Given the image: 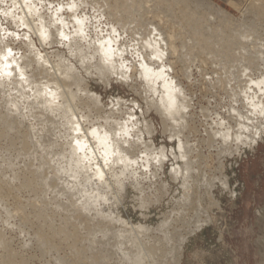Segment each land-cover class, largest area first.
I'll return each mask as SVG.
<instances>
[{"label": "rangeland", "instance_id": "1", "mask_svg": "<svg viewBox=\"0 0 264 264\" xmlns=\"http://www.w3.org/2000/svg\"><path fill=\"white\" fill-rule=\"evenodd\" d=\"M26 1L29 4L28 3L26 4ZM103 1L104 0H25V1L23 0L22 3L17 4L13 0H0V37H1V35L3 36L0 38V45L2 44L4 46V48L7 50V52L10 54V56H13V57H11L12 59L20 56L15 60L19 63L18 66H20L25 71V72H23L24 76L22 75L23 78H26L28 75L30 78L32 76H34L32 78H35V77L40 78L43 75L42 79H44L45 75H44V72L42 74L41 70H43L42 68H44L43 71H46V68L43 66H39L37 64V62L35 60V57H36L35 55H38V54L45 55L47 58V61L50 62L48 64L51 65V64L59 63V59H57L54 54L60 55L62 53L61 56H63V57L61 59H63V60L69 59V60H67L68 62L70 61L69 63L66 61V64H68L67 66L70 67V68H68V70H70V71L73 70L75 73L76 79H78L79 81H77V83H75L76 81H74L73 80L74 78L71 77L72 74L74 75V73H72L73 72L72 71L71 72L72 74H65L68 78L65 77L64 74L62 76L63 78L65 77L66 80L69 79V80H67L69 83H66L67 81L65 79L64 80L61 79L62 77L60 79H58V83L62 84L63 85L62 87H64V88L68 87L67 85H69V88H67V89H69V91L71 93H75V92H73V89H74V91L76 89L75 86L81 85V87H78V89H77L78 93L76 92L77 96L80 94L79 97H77V98H79L81 100L84 98L82 100V102H81V100L79 101V99L78 100L74 99L72 101V103H70L72 105V109H73L72 113H71V115L73 117L71 115L69 117L72 119L73 118L78 119V121L80 122V126L82 127V131L86 130V129H90L92 126L100 127L103 130V128L108 129L110 126H111L110 128H112L117 124H122L126 128L127 132H129L128 136L131 132L128 129L130 127L135 129V130L133 129L129 138L126 135V137L128 138L127 141L129 140L130 142L132 141L134 143H138V141L139 142L141 141V143H138L135 145L133 144L134 149H136V151H135L136 161L133 162L132 165H130V167H128V169L125 173L126 174L125 177L122 178V181L119 184L115 183L112 171H111V173H110V171L105 173V175L102 179H103V182L104 181L106 182V186H104V188H102V193L108 196V199L105 201L107 207L104 206L105 203H102L103 206L101 205V203H98V202L95 203L92 208H89V210H91L93 208L96 210V212H93L94 209H93V211L91 210L95 214V218H93L94 214L91 211L87 212L86 210L88 208H86L84 206V204H82L79 199H77L72 194L69 195V194L63 192L62 190H60V188H57L55 190L52 189L50 187V185L48 184L50 181L49 177H46L49 173H50V175H51V173L52 174L57 173L56 172L57 169L55 168L56 167L55 162H57L58 158L60 160L63 158L61 156L62 154L64 155V153L66 154V152H67V154L72 152V150L70 149L71 147L69 148L70 141L74 137L82 139V136L80 135L81 133L76 134V133L72 132L69 129V127L67 128L65 125L62 126V123L60 124L61 126L57 125V123L59 124L64 119V117H62L63 115H60V114L62 113V111L64 109L63 107L64 106L66 107L68 105V100H65L64 97H63L64 99L62 97H60V99H59V97H58L59 94H58V95H56L57 97L55 98V101L58 104L60 102L61 105L59 104L60 107L56 108V110L59 109L57 112L55 110V112L46 113V110H45L46 108H44L45 111L42 112L43 108L41 106H39V109L37 110L38 114L33 115V113H31L30 108L27 106L28 104L26 102V97L24 95L23 96L25 97V100H23L24 99L23 96L20 97V95H19L17 97L18 99L19 98L20 99L19 100L16 99L18 105H16L17 103L15 104L16 105L15 108L17 109V110L15 109L17 112V113H15L14 111L9 110V109H12V108H10L11 105L9 103L2 102L1 98L4 94L0 93V100H1L0 103L2 102L1 103L2 107L0 106V112H2V117L5 114L7 116V113H8L7 118H6V116H4L5 120L3 117L4 123L3 124L0 123V125L2 126V127L0 126L1 127L0 129L6 130V131L3 130L4 136L0 137L1 138L0 139V151H1L0 152V157H1L0 158V167L4 171V175H1L0 178L3 179L4 182H6V183L8 182L7 183L8 185L9 184H10V186L13 185L14 189H16L17 185H18L17 184L18 183L17 177L20 174H22V172L24 174L28 173L29 175H31L33 173L36 174V172L39 171L40 167H39V161L37 158V156H39V154H40L39 157H43L44 160L47 159L45 161L46 167L42 168V175H40V177L42 178L41 181L40 180L35 181L34 187L36 189V192L31 193L28 191H20V190L16 189V191H18V193H17L18 195H16V197L8 196V198L4 202V204L2 206L0 204V233L1 234L3 233L2 234L3 237L6 238V242L8 243L10 250L13 251L14 253H16L18 256H22L25 259L26 264H56L57 258H64V257L65 258H72L73 257L72 255L74 253L72 254V252H70L71 250L68 249V247L67 248L64 247V249H61L58 252L56 251V249L52 248L51 245H46L47 246V252H41L37 248L36 239L34 238V235H33L34 227L31 226L30 224H25L20 220V218H19L20 212H18L19 209L17 208V204L15 202V201H21L22 203H26L27 200L32 199V201L35 200L36 204L40 205V206H41V204H44V203L48 204L47 208L49 210L48 209L47 210H48V212H51V216H53L52 217L53 220L49 222V225L51 227L55 226L54 227L55 229L60 228V222H61L60 218L64 219V220H69L72 223H74L73 221H75L74 227L76 225L75 228H77V227L79 228V229H77L79 231V233H77V234H78V239L79 240L81 239L77 243H79L80 245L81 244L85 245L86 256L83 259L85 261H87V258L88 259L91 258V260L89 259L90 262H89V260L87 261V262H89V264L93 263V261H92L93 256H95V255L98 256L99 254H100L99 256H102L99 258H103V257L105 258L104 259L106 262L105 264H129L126 261V259H124L122 257V254L121 255L119 254L118 251H120V253H122L121 249L128 250L130 248V246H131L130 242H131V238H132L131 235L125 236L124 239L121 238V239H117V240L114 239L113 236L111 235L113 233L115 234V232H117L118 230L122 231L123 227L125 229L124 224L117 222V219H116L117 217L118 218L122 217L123 219H121V220H124V222L127 223V225L138 226L140 224L143 226H147L149 228L148 230L153 229L152 231L158 232L159 229H157V228H160L164 222L171 221V218H173V217L175 218L179 214L180 215L182 214L185 217H190V215L192 216V214H194L193 211H195L196 209H198V210L202 209V211H206V213H205L206 215H204V213H202V214L200 213L199 215H201L200 216L201 219H205V216H207V218L205 219V221L201 222V224L198 228L192 230V232H190L188 234L186 241L182 245V251L180 253L181 255L179 257V260L176 261V259L171 258L170 260H168L167 264H173V263L174 264H264V133H263L264 131L263 132L261 131V130H264V117L262 116L264 114L261 115L260 112H259L260 114L258 112H256V114H254L255 116L253 115L256 119L255 121L258 122L257 123L258 126L260 124L262 125V126L260 125L262 129L260 130L261 133L259 131V134L252 135L251 140L250 139H248L247 141L242 140L241 143H240V141H239V143H238V141H236V142L235 141H229V142L225 141L226 144L224 145V141L219 136H215V135H218L220 132L227 133L228 128H229V130L231 128V131H234L236 129V127H237V118H236L237 112H239L241 114L244 113L243 114L244 116L246 115L245 111L247 110L246 109L247 107L244 105L248 104L247 99L249 97H251V95H253L254 93L255 94L259 93L258 92L259 89H257V90L255 88L251 89L253 87L252 84H250V83L246 84L244 81L238 82L241 85L240 87H238L240 90L239 89L236 90L234 88L231 89V86H229V85L233 86V84L236 81L228 82L227 79L224 78V75H225L224 72L218 70V69L222 70V67H220L221 64L219 62H227L228 61V63L231 64V62H230L231 57L226 55L225 57L224 56H221L220 58L217 57L216 58L217 60H216L215 59L216 56L212 55V53L207 54V53L202 52L198 48V46L192 42L191 36L188 35L186 33V31H183V30H185V28L182 25L183 24V22H181L182 19L179 17V9H180L181 5H183V4H181V3L179 4L178 0H174V3L177 2L178 4H176V5L174 4L171 6V9L173 12L171 11V9H168V10H170L169 12H166L164 9H160V8L158 9V7L156 8L157 10L154 9L156 6V2H157V6H159V5L163 6V5H165L167 0L166 1L165 0H155V1L154 0H146L145 2H147V3L144 2L146 7H147L146 10L144 9L142 11L143 12L142 16L144 17L145 21H149L150 23L157 25V27L159 28V30L161 32H162V30H164L162 33L165 37L167 35H174L172 38V45L174 47H176V48H174V51L175 50L176 51L172 52L173 51L172 50L171 52H168L166 57L161 62L156 61L152 57L153 55H152L151 51L144 49V47L141 48V44L139 45V43L135 39L134 34L131 31H128L126 29H124V30L121 29L123 27H121L120 22H118V18H117V16L119 14L117 15V13H116L117 11L114 10V8H111V6H113V5L110 6L111 11L109 12L110 13L109 14L108 11H102L95 4L98 2L101 3ZM206 1L211 2V4H214V6L216 8H220L221 10H225L226 13L230 17H232V19L237 20V22L243 21L242 19L244 18V14H245V10H246L245 5H247V6L249 5L248 4L249 0H205L204 2H206ZM256 1L259 2V0H256ZM12 2H14V4ZM149 2H152L153 5H152V3L150 4ZM257 2H256V4L258 6L259 4H261L260 2H264V0L260 1L259 3H257ZM73 3L75 5H73ZM107 3L108 4H114V0H107ZM158 3H159V5H158ZM77 4L79 5V7ZM256 4H254L253 6H256ZM148 5H149V7H148ZM25 6H28L30 8V12H28V14H26L24 16L23 14H24ZM74 7H77V8L74 9ZM35 9H37V10H35ZM241 9L244 12H242ZM198 10L201 13H202V11L209 13L208 14L209 16L206 18V19H208V22L210 19H212V20H210L211 22H209V23L207 22L209 29H210V27L212 28L213 25H214L213 27H216L218 25L219 21H218L217 17H219V16L217 15V12L220 11L219 9L213 8L212 5L204 4L202 7H199ZM114 11H116V12L114 13ZM21 12H22V14H21ZM112 12L114 14H111ZM170 12H172L173 15ZM54 13L57 16H55ZM106 13H108V14H106ZM18 14H19V16L17 17ZM59 14L63 17L60 18L61 16ZM70 15H72V17ZM73 16L75 18L77 16V18H79V19H77V18L75 19ZM114 16L116 18H114ZM35 17L36 18L38 17V18L36 19ZM48 19H49V21H48ZM81 19H83V20H81ZM220 19H221V17H219V20ZM26 20H28V21H26ZM29 20H30V22H29ZM45 20H47L49 22V24ZM50 20L52 21V23L50 22ZM76 20H81V22L83 21L82 26H81V32H80L81 36H78L79 34H77L78 32H76V29H77L76 22H75ZM60 21H62L63 23L62 22L60 23ZM18 22H21V24ZM41 22L42 23L46 22V24H47V26H49V30H51L52 34L54 33L52 31V29L55 31L54 34H56L59 30L61 32H64L65 34L63 33L61 35V37H59V39H57V37H55V35L53 34L54 36L52 35L51 37H48L47 39H45L46 42L48 41L47 43H49V42L51 43L53 41V44H50V43L47 44L45 41L42 40L43 45H41V43L39 42L41 40H39L40 39L39 36H38L39 39L36 37L37 32L35 30L37 28V26L39 27ZM50 23L52 25H50ZM94 23H96V24H94ZM112 24H114L115 28H117V29L113 28L114 26L111 27ZM59 26H61L62 28ZM55 27H57V28H55ZM73 27H75V28H73ZM31 28L33 30H31ZM110 28H112V31ZM167 32L169 34H167ZM82 35H85V36H83L84 38L82 37ZM110 35H114V36L111 37ZM179 36H181V37H179ZM53 37L57 40H55ZM4 38H5V40H4ZM30 38H31V40H30ZM105 38L106 39L109 38L108 44H110V48H112L118 54L116 59H114V60H116V64L118 62V64L120 65L119 61L125 63L123 65V68H125L124 66H126L125 70L129 74V75L127 74L128 76L126 77L127 81L125 80L126 78L123 79L119 75L117 76V74L111 69L110 70L107 69L103 73H102V71H100V70H103V68H104V67H101L100 64L103 66L105 61L99 60V57L97 54L93 55L94 53L93 54L91 53V52H93V50L91 48H92L95 40L97 41L99 39L98 41H100L101 39H105ZM181 38H182V40H181ZM93 39H95V40L93 41ZM183 39L185 41H183ZM90 40H92L93 42H91ZM4 41L6 43H4ZM44 42H45V44H44ZM28 44L30 45V47ZM90 44H92V45H90ZM183 44H185V46H186L185 48L187 50L181 49ZM187 44H189V46ZM75 45H76V47H75ZM115 45L117 48L115 47ZM136 45H137V47H136ZM84 46L85 47L87 46L86 47L87 49H85ZM35 47L36 48L38 47L37 50ZM74 47L76 50L75 49L73 50ZM77 47H78V49H77ZM118 47H120V48H118ZM125 47L127 50H125ZM190 47H191V51H190ZM11 49H12V51H11ZM80 49L82 51H84V53ZM115 49H117V50H115ZM0 50H1V47H0ZM121 50L123 53L121 52ZM123 50H125L126 52H124ZM182 50H183V52H182ZM188 50L190 52H188ZM85 51L87 53L89 52L90 53L89 55L91 57L87 56L88 54L86 55ZM138 51L140 52L141 56L139 55ZM142 51L145 52V55L143 54L144 52H142ZM31 52L32 53L36 52V53H34V55H33ZM38 52H40V53H38ZM119 52L121 55H123V57H121ZM148 52H149V54H148ZM181 52H182V54L183 53H186V54L189 53V55H187V57H185V59L181 60L180 59ZM30 54L35 56V57L30 56ZM47 55L49 58L47 57ZM84 55H86L87 59L85 58ZM149 55H151L152 59L149 57ZM28 56H30V58H28ZM92 56H94V57H92ZM80 57L83 58L84 62H82L80 60ZM118 57H120L121 59H119ZM20 58H21V60H20ZM92 58H93V60H92ZM148 58L151 59L150 60L151 62H149ZM88 59L90 61L92 60L93 63L96 62V64H93L92 61L89 64ZM142 59H144V62ZM53 60L55 62H53ZM94 60H96V61H94ZM141 60H142V62L140 63L139 61H141ZM85 61H86V63H85ZM123 63H121V66ZM143 63H148L149 66L151 63V68L154 69L153 71L159 69L158 67L160 66V69L158 71L162 72V73L160 72L161 76L159 78L155 79L154 82H152L151 89L150 88H149L150 90L148 89L150 94L147 92L148 91L147 87H146L147 91H145V92L143 91V88L145 90V86L147 85L145 82H143L146 79L144 77L140 76V74H138V75L136 74V73L140 72V68L143 65ZM161 63H163L164 67L162 66ZM164 63H166V64H164ZM36 64L41 69L38 68L36 66ZM218 64H220V66ZM262 64H263V66H262ZM91 65H93V66H91ZM97 65H99V66H97ZM139 65H140V67H139ZM165 65L167 68H165ZM23 67L27 70H25ZM28 67H29V69H28ZM30 67L32 69L35 68L34 71L31 70ZM99 67H101V68H99ZM131 67H133V69H131ZM91 68H92V70H91ZM96 68L98 70H96ZM256 69H257L258 73L256 74V70L251 71L250 79H253V81L254 80L256 81L258 79L263 78V79H261L263 81L264 80V62L259 63V66H257ZM30 70L32 71L33 75L31 74ZM64 70L65 69H63V71ZM137 70H138V72H137ZM38 71L41 73H39ZM90 71L93 73V75H92V73L90 74ZM97 71H99V72H97ZM111 71L113 74L111 73ZM26 72L28 75L26 74ZM37 72H38L39 76L37 75ZM85 72H87V73H85ZM96 72H97V74H96ZM46 73H47V71L45 72V74ZM94 74H96L98 76H95ZM162 75H163V77H162ZM47 76H48V73L45 76V78ZM107 77H108V79H107ZM140 77H142V78H140ZM8 78L9 79L13 78V80L15 79L14 77L11 78V75L8 76ZM8 78L6 79L7 82L9 81L11 83V80H8ZM38 78H35V79H38ZM168 78H170V79H168ZM254 78H258V79H254ZM15 80H14L15 83L19 84L18 83L19 81L17 79H15ZM14 81L11 83V85H10L11 87L9 86V82L7 83L8 87L11 90L13 89V91L15 90V88L17 86V84L15 87H14V85H12L14 83ZM163 81L170 83L173 86H175L179 90V99L181 96L184 97V98H182V100L185 101V103H186V107L183 110H180V112H178L175 115L174 119H171V121H173V123L171 122V124L169 123L168 120L166 122H164V120H166L165 118L167 116L164 118V116H165L164 113H162L157 107L159 104V100L161 98V92H162L161 91V84ZM64 82L66 83V85ZM82 82L83 83L88 82V83L82 85ZM263 83H264V81H263ZM70 84H72L73 86H70ZM78 84H80V85H78ZM144 84H146V85L144 86ZM263 85H262V87H260V88H262L261 94L264 93V90H263L264 86ZM85 86H86V90H89V91L85 92V90H84ZM245 86H247L246 88H248V89L250 88V90L247 91V89L243 88ZM154 90H156V91H154ZM245 90L247 91V93H245L246 92ZM0 91H1V89H0ZM233 91H234V93H233ZM90 92L93 95L95 94V96L98 95L97 96L98 101H96L97 103H94L93 101L90 100L91 99L90 95H88V93H90ZM243 92L246 95L248 94V96L247 97L242 96V95H245ZM81 93H83V95H81ZM240 94H242V95H240ZM84 95H86V96H84ZM232 95H233V97H232ZM80 96H81V98H80ZM150 96L152 98H154V100H152V98H150ZM75 97H76V94H75ZM244 99H245V101H244ZM21 101H22V103H21ZM24 101H25V103H24ZM88 101L91 102V104ZM151 101H153V103L155 102L154 105ZM98 102H99V104H98ZM149 102H150V105L148 104ZM241 102L245 103V104L243 105ZM82 103L84 106H82ZM3 104H5L6 106L5 105L3 106ZM7 104L9 105V109L7 107L8 106ZM62 105H63V107H61ZM5 107L7 109H5ZM23 107L25 109H23ZM100 107H101V109H100ZM242 108L243 109L245 108V110L243 111ZM96 110L99 113H97ZM19 112L21 113L20 115H19ZM24 113H25L26 117L24 116L22 119V116H23L22 114H24ZM44 113H46V114H44ZM76 113H79L80 115L81 114L82 115L80 116ZM15 114H17V115H15ZM39 114H41V115H39ZM0 116H1V114H0ZM28 116L30 118H28ZM41 116H43V117H41ZM44 116H46V118L49 117L47 119V121H45L43 119V118H45ZM130 116H132V117H130ZM50 117H52V119ZM95 117H97L98 120ZM31 118H32V120H30ZM53 118L55 120H53ZM125 118H126V120H125ZM180 118L183 119V122L182 123H180V122L176 123L175 122L176 119H180ZM6 119H10V120H8V122H7ZM15 119H16V121H15ZM41 120H43V121H41ZM53 121H54V123H53ZM235 121H236V124H235ZM134 122H135V124H134ZM185 122H186V125H185ZM5 123L9 126H7ZM35 124H37V126H35ZM38 124H40V125H38ZM133 124L135 127L133 126ZM147 124H149V125H147ZM169 124L173 125L174 129H172L173 127L169 126ZM219 124L221 126H219ZM20 125H21V127L23 126L22 129H21ZM86 125H87V127H86ZM129 125H130V127H129ZM228 125L230 127H228ZM3 126L7 127V129H5ZM16 126H18L20 128H17ZM14 127H16V129ZM57 127L58 128L60 127L59 131H61V135H63V138L62 137L60 138V136L57 135V130H55V129H57ZM226 127H228V128L225 129ZM24 128L27 130H25ZM38 128H40V129H38ZM52 128L53 129L55 128L54 131L56 134L49 136L48 132L52 131ZM37 129L40 131L37 132ZM11 130H13V131H11ZM14 130L16 131V134L18 133L17 131H20L21 134L19 133V135L17 134V136H15L16 134L12 135L13 133H15ZM32 130L35 131V133L31 132ZM62 130L64 131L65 134L62 133L63 132ZM67 130H68V132H67ZM136 130H137V132H136ZM25 131H27L26 135H25ZM181 131H183V132L181 133ZM231 131H228V132H231ZM29 132L33 133V135H38V136H34V141H36L38 139L37 141L41 144L40 148L36 150L37 155L34 154V155H36L34 157H32L33 154H31V153H34L33 152L34 149H32L29 141L28 142H29L30 146L28 145L27 148H29V147H31V148H29L27 155L24 156V155H21V153L18 155V152H17L20 145L22 144V141H24V139L26 138L24 136H27V134ZM171 132H173V133H171ZM179 132L181 133V135L179 134ZM59 133L60 132H58V134ZM22 134H24V136ZM7 135H8V137H7ZM42 135H44V136L41 137ZM67 135L73 136V138L70 137L71 139H69V138H67L68 137ZM78 135H79V137H78ZM12 136L16 138L15 139L16 141L18 138H19L18 140L21 139L20 140L21 142L20 141L16 142L19 147L16 146V148H14L15 150L13 149V152H11L12 149L8 148V145L6 143V142H8L9 137H12ZM46 137L48 139H46ZM53 137H55V139ZM58 138H60L61 141L58 140ZM253 138L255 139V142H254ZM44 139H45V143H44ZM68 139H69V141H68ZM252 139H253V141H252ZM182 140H184V141H182ZM151 141H152V143H151ZM219 141H221V142H219ZM222 141H223V143H222ZM244 141H246V142L243 143ZM179 143H181V145L182 144L187 145V147L185 145L181 146L183 148V153L185 152L186 153L185 155L188 154L189 155L188 157L190 158V164H192V163H194V164L189 165L186 162L189 160L187 156H185V157H187V159L184 157L186 160L184 158L182 159L183 161L180 159L181 155L183 157L184 154L182 153V151H180V150H182V148L181 149L179 148L180 150L177 149V146L179 145ZM220 143L222 144L221 145L222 147H224V146H227V147H224V149H222V147L220 146ZM59 144L61 145V147L59 146ZM88 144L90 146L97 147L98 151L100 150L98 148V146L96 145V142L93 139L88 140ZM192 145H194V147ZM228 145H230L232 148ZM235 145H236V147L237 146L238 147L236 148ZM136 146H137V148H135ZM44 147L46 148V150ZM143 147H145V149H148V150H146L148 152H145V149ZM185 147H186V149H185ZM220 147H221V149H220ZM5 148L7 149L6 151L8 154L5 153L6 152V151H4ZM61 148H62V150H61ZM190 148H191V150H189ZM226 148H227V152L225 151ZM192 149L195 150L196 154H195L194 150H192ZM51 150H53V151H51ZM177 150H178V152H177ZM222 150H224V151H222ZM229 150H231V151H229ZM160 151H161V153H160ZM188 151L189 152L192 151L191 152L192 154L190 155V153H187ZM233 151H235V152H233ZM9 153H11V154H9ZM12 153H14V154H12ZM148 153L149 154L153 153V155H151L152 157H154L153 161H151L152 159L150 160V158L148 157V155H149ZM177 153L180 154V156ZM158 154L165 157V159H163V157H161V156H158ZM5 155H6V157H8L7 158L8 160L6 159V157H4ZM29 155H32V156L29 157ZM154 155L156 156V159H157V157H160V158H158L159 160H155ZM196 156L201 157V159H199ZM31 157H32V159H31ZM3 158L6 161L3 160ZM140 158L141 159L143 158L142 161L140 160ZM144 158L147 160H150V161H147L148 162L147 163ZM175 158H177V159H175ZM192 158L194 160L191 162ZM52 159H53V161H52ZM195 159H196V162H195ZM144 160H145L146 164H145V162H143ZM197 160H199V161H197ZM94 161L95 162L97 161V162L95 163ZM28 162H29V166L27 165ZM60 162L64 163V161H60ZM140 162H142V163H140ZM183 162L186 164H184ZM182 163H183V165H182V167H180V165ZM91 164H92V166H91ZM97 164L98 165L101 164V161L99 159H91V160H88L87 163H84L83 164L84 167H86L88 169L84 174L81 172L78 179H80V181H83V179H85V177L88 174H93L95 172V169H96L95 167ZM143 164H144V166H143ZM187 164H188V167H187ZM174 165L175 166L178 165V167L176 166L177 167L176 168ZM195 165L197 166V168ZM183 166H185L184 169H183ZM190 166H192V168ZM3 167H6L7 169H5ZM114 167H113V169H114ZM119 167H121V164H118L115 168L120 169ZM179 167L183 171L181 169H178ZM185 168L192 169V171H190V172L188 171V172L190 174H192V173L193 174L189 175L187 173L189 175V176H187L186 173H184V171L186 170ZM194 168H195V170H194ZM10 169H12V170H10ZM116 169H114V171H116ZM135 169H137V170H135ZM172 169H173L174 173H172V171H171ZM5 170H6V173H5ZM24 170L26 172H24ZM7 171H9V172H7ZM178 171H180V172H178ZM132 172H133V175H130V173L132 174ZM143 173H145V175H143ZM176 173H178V174L181 173L182 176H181V174H179L180 175L179 176ZM111 174H112V176H111ZM140 174L143 176H141ZM173 174H175V175H173ZM176 175H177V178H175ZM193 175H195L197 177V180H198L197 183L195 181L196 177L195 176L192 177ZM130 176H131V178H130ZM44 177H46L47 179L44 180L43 179ZM186 178H187V180H186ZM70 179H74L72 175H64V177H62V176H60L59 178L55 177L54 181L55 182L57 181L56 184L57 183L63 184V183L68 182V180H70ZM90 179L92 180L91 181L92 182L91 187H93V188H94V186L97 187V184L99 185L100 183H103V182H101L102 180L100 181L99 179L93 178V176H91ZM190 179L191 180L193 179L194 182H193V180L191 181ZM125 180H126V182H125ZM182 180H184L183 182L186 183L185 185H184V183H182ZM150 181H152V182H150ZM187 181L190 185L187 183ZM40 182H42V183H40ZM192 182H193V184H192ZM200 183H201V186H200ZM36 184H38V185H36ZM138 184H139V186H138ZM140 184H142L143 187H141ZM131 185H132V187H134L135 189H138L139 191L133 189L131 187ZM182 185L185 189L188 186H190L191 188L188 187V189H186V191H185V189L182 187ZM15 186H16V188H15ZM193 186L194 187L196 186L197 188L195 187L196 189H194ZM118 189L121 191H122V189L125 190L124 191V193L126 192L125 195L124 194L121 195V193H123V191L122 192L118 191L119 193L116 194V191ZM160 189H162V190L160 191ZM189 191L191 194L188 193ZM185 192L187 193L186 194L187 196L184 194ZM36 193H37V195H36ZM112 194H115V197L116 196L118 197L120 194V196L124 197V198H122V200H120L121 197H119L120 199L119 198L117 199V197H116V199H114L113 198L114 195H112ZM182 195L186 197L185 200L183 199L184 197H182ZM66 197L67 198L69 197L70 199L69 198L67 199ZM158 197H159V199H158ZM188 197H190L191 199L189 198V200H188L187 199ZM192 197L195 199V201ZM14 198H18V199H14ZM75 198H76V200H75ZM110 198L112 199V201ZM62 199H64V200H62ZM196 199H197V201H196ZM71 200H72V202H71ZM108 200L110 201V203L108 202ZM114 200H116L117 203H119L117 206H115V204H117V203H116V201L114 202ZM142 200L144 201L143 203H141ZM176 200H177V202H176ZM40 201H41V203H40ZM61 201H63V202H61ZM64 201H65V203H64ZM74 201H79V202H76L77 204H75ZM188 201H190V202H188ZM57 202L60 203L59 206H58ZM111 202L115 203V204H112ZM147 202H148V204H146ZM61 203H64L62 205H66V206L69 205V207L65 206L66 209H63L65 207L61 206ZM69 203H71V204H69ZM182 203H184L185 206ZM72 204H75L76 206H74ZM79 205H80V207H79ZM187 205H189V206H187ZM72 206H74L73 207L74 210L71 208ZM100 206L102 208L105 207L107 209V211H108V209L112 210V208L114 206V208H113V210H114L113 217L114 218L112 217V219L113 220L115 219L114 222L116 224L114 222H112L113 220L112 221L110 220L111 218L105 219V220H107V224H106V221H104V218H100V217H102L100 215L101 213H99L100 208H101ZM109 206H112V207H109ZM194 206H197V208L195 209ZM75 207H79L80 209L75 208ZM56 208H58V210ZM68 208H69V210H68ZM17 209H18V211H17ZM75 209H78V210L75 211ZM81 209L83 210V212H84L83 214L85 217L89 216V218L87 217L88 219L85 221V223L87 225L82 223V222H78V220H77V218L79 216L77 214V211L80 212ZM115 210L116 211L118 210V211L116 212ZM7 212H10L9 215H7ZM88 213H89V215H88ZM73 214L75 215V217ZM97 216H98V218L101 219V221H100V219L97 218ZM195 216H198V214ZM6 218H8L7 223L5 222ZM20 221H21V223H20ZM92 223H93V225L94 224H96V225L93 226ZM173 223L174 222H172V224ZM24 224H25V226H24ZM108 224H111V226ZM172 224H171V226L175 225V224H173V225ZM112 225L114 227H112ZM116 225L119 227H117ZM109 226H110L111 230L108 229ZM56 227H58V228H56ZM121 227H122V229H116V228H121ZM84 228L88 231L84 230ZM112 228L116 229V231L113 232L114 230ZM83 231H86V232H83ZM150 231H148V234L152 235V232H150ZM80 232L82 235H80ZM107 232L108 233L110 232V234H108ZM86 233H88L89 236L87 235V237L90 238V240L93 242L92 244H94V246L97 245L96 247L99 248L102 245L100 247V249H97L96 247L93 248V246L90 247L89 245H87V242H85L87 240L86 239L87 238ZM91 234L94 236V238L97 237L98 240L101 241V242H99L100 244L98 243V241H97V243H95L97 238L94 239L92 236H90ZM107 234L109 236H112L111 238L114 240H111V238L108 237ZM148 234H147V237H148ZM83 240H85V241H83ZM115 240H116V242L119 240L123 243L122 244L119 241L117 242L118 244L121 245V249H114V245H116ZM145 240H146V238H145ZM104 241H105L106 245L103 244ZM48 246H49V248H48ZM87 246H89V247H87ZM96 249L99 251H97ZM103 250H104V252H103ZM2 252H3V249H2V246L0 244V256H1ZM64 252L66 254H67V252H69L70 254L68 253V255H66ZM91 252H93V253L95 252L94 253L95 255L91 256ZM106 254H107V257H106ZM97 256H96V258L98 259ZM83 259H81V260H83ZM85 261H83V262H85ZM75 263L76 264H82L81 261H77ZM0 264H2L1 261H0Z\"/></svg>", "mask_w": 264, "mask_h": 264}, {"label": "bare ground", "instance_id": "2", "mask_svg": "<svg viewBox=\"0 0 264 264\" xmlns=\"http://www.w3.org/2000/svg\"><path fill=\"white\" fill-rule=\"evenodd\" d=\"M15 3H17V4H19V3H22L23 2V0H13ZM25 1V0H24ZM146 0H114V4H108L107 3V0H104L103 2H101V3H95L96 5H97V7H99L102 11H108V13L111 11L110 9L111 8H114V10H116V11H114V13L116 12L117 13V18H118V22H120V25H121V27H123V28H121V29H126V30H128V31H131L133 34H134V36H135V39H136V41L139 43V45L141 44V48L142 47H144V49H147V50H149V51H151V53H152V57L156 60V61H159V62H161L165 57H166V55H167V53L168 52H171L172 50V52H175L174 51V48H176V47H174L173 45H172V38H173V36L174 35H167V34H169L168 32H167V36L165 37L164 35H163V31L164 30H162V32L159 30V28L157 27V25H154L153 23H150L149 21H145V19H144V17L142 16V11L145 9L146 10V5H145V3H147V2H145ZM155 1V0H154ZM166 1V0H165ZM164 1V2H165ZM179 2V4L181 3V4H183V5H181V7H180V9H179V17L182 19V21L181 22H183V26H184V28H185V30H183V31H186V33L188 34V35H190L191 36V39H192V42L195 44V45H197L198 46V48L202 51V52H204V53H207V54H211L212 53V55H214V56H216L215 57V59L218 57V58H220L221 56H226V55H228V56H230L231 58H230V62H231V64L230 63H228V61L227 62H219L220 64H221V66H220V64H218L220 67H222V70H220V69H218L219 71H223L224 72V78H226L227 79V81L228 82H234V81H236L234 84H233V86L232 85H229V86H231V89H239L238 87H240L241 85L238 83V82H240V81H244L246 84H252V88L251 89H259V93H254L253 95H251L250 93V95H251V97H249L248 99H247V101H248V104H246V105H244L245 103H242L244 106H246L245 108L247 109L246 111H245V116L243 115L244 113H239V112H237V114H236V118H237V127H236V129L234 130V131H231V128H230V130H229V128L228 127H230L229 125H228V127H226L225 129H227L228 131H231V132H228L227 131V133H222V132H220L218 135H215V136H219L223 141H224V145L226 144V142H229V141H238V143H239V141H240V143H241V141L242 140H248V139H250L251 140V138H252V135H255V134H259V131L262 129L261 128V126L259 125L258 126V122H256L255 120V115L254 114H256V112H260L261 113V115L262 114H264V93L263 94H261V92H262V88H260V87H262V85L264 84L263 83V81L261 80V79H263V78H261V79H258V78H254V79H258V80H254L253 81V79H250V77H251V71H254V70H256V74L258 73L257 72V66H259V63H261V62H264V2H260V1H262V0H259V2L261 3V4H259L258 6H257V4H256V0H249V2H248V6L247 5H245V14H244V18L242 19L243 21L241 22H237V20H234V19H232V17H230L227 13H226V11L225 10H221L220 8H216L215 6H214V4H211V2H208V1H206V2H204L205 0H178ZM14 2H12L13 4H14ZM33 2V1H32ZM76 2V1H75ZM111 2V1H110ZM145 2V3H144ZM259 2H257V3H259ZM28 2L26 1V4H27ZM31 3V2H30ZM35 3V2H34ZM70 3V2H69ZM80 3V2H79ZM150 4L152 3V2H149ZM177 2L176 3H174V0H167L166 1V3H165V5H159V3H158V5L159 6H157V2H156V6H155V8L154 9H156L157 7H158V9L160 8V9H164L166 12H169L170 10H168V9H171V6L172 5H176V4H178ZM29 4V3H28ZM72 4V3H71ZM83 4V3H82ZM81 4V5H82ZM155 4V3H154ZM192 4V5H191ZM204 4H208V5H212V7L213 8H215V9H219L220 11H218L217 12V15L219 16V17H221V19L219 20V17H217L218 18V25L216 26V27H213L212 26V28L210 27V29L208 28V23L209 22H211L210 20H212V19H210L209 20V22H208V19H206L209 15V13L208 12H203L202 10V13L198 10L199 9V7H202ZM254 4H256V6H253ZM34 5V4H33ZM69 5V4H68ZM73 5H75L74 3H73ZM78 5V4H77ZM111 5H113V6H111ZM152 5H153V3H152ZM22 6V5H21ZM35 6V5H34ZM110 6H111V8H110ZM153 6V7H154ZM24 7V6H23ZM22 7V8H23ZM31 7V6H30ZM36 7V6H35ZM78 7H79V5H78ZM148 7H149V5H148ZM210 7V6H209ZM20 8V7H19ZM72 8V7H71ZM70 8V9H71ZM75 8H77V7H74V9ZM151 8V7H150ZM80 9V8H79ZM153 9V10H154ZM243 9V8H242ZM241 9V10H242ZM35 10H37V9H35ZM61 10V9H60ZM157 10V9H156ZM155 11V10H154ZM171 11H172V9H171ZM28 12H30V8L28 7V6H25V10H24V16L26 15V14H28ZM52 12V11H51ZM160 12V11H159ZM173 12V11H172ZM172 12H170V13H172ZM242 12H244L243 10H242ZM104 13V12H103ZM108 13H106V14H108ZM113 12L111 13V14H114ZM169 13V14H170ZM178 13V12H177ZM21 14H22V12H21ZM55 14V13H54ZM105 14V13H104ZM110 14V13H109ZM216 14V13H215ZM31 15V14H30ZM33 15V14H32ZM52 15V14H51ZM60 15V14H59ZM86 15V14H85ZM171 15V14H170ZM172 15H173V13H172ZM213 15V14H212ZM19 16V14L17 15V17ZM48 16V15H47ZM55 16H57L56 14H55ZM61 16V15H60ZM71 17H72V15H70ZM111 16V15H110ZM113 16V15H112ZM23 17V16H22ZM45 17V16H44ZM43 17V18H44ZM59 17V16H58ZM57 17V18H58ZM63 16H61L60 18H62ZM74 17V16H73ZM109 17V16H108ZM36 18V17H35ZM38 18V17H37ZM36 18V19H37ZM40 18V17H39ZM47 18V17H46ZM51 18V17H50ZM54 18V17H53ZM75 18V17H74ZM76 18H77V16H76ZM75 18V19H76ZM89 18V17H88ZM114 18H116L115 16H114ZM18 19V18H17ZM22 19V18H21ZM26 19V18H25ZM31 19V18H30ZM34 19V18H33ZM77 19H79V18H77ZM19 20V19H18ZM52 20V19H51ZM50 20V22L52 23V21ZM60 20V19H59ZM81 20H83V19H81ZM81 20H76L75 22H76V27H77V29H76V32H78L77 34H79L78 36H81L80 35V32H81V26H82V23H83V21L81 22ZM85 20V19H84ZM217 20V19H216ZM22 21V20H21ZM26 21H28V20H26ZM25 21V22H26ZM48 24H49V19H48V21L47 20H45ZM179 21V22H180ZM29 22H30V20H29ZM28 22V23H29ZM34 22V21H33ZM46 22H41V24L39 25V27L37 26V28L35 29L36 30V37L38 38V36H39V40H43V41H45V39H47L48 37H51L54 33H55V31L52 29V31L54 32L53 34L51 33V30H49V26H47V24H46ZM62 21H60V23H61ZM117 22V21H116ZM153 22V21H152ZM208 22V23H207ZM18 23H20L21 24V22H18ZM50 23V25H52ZM63 23V22H62ZM23 24V23H22ZM32 24V23H31ZM36 24V23H35ZM56 24V23H55ZM67 24V23H66ZM75 24V23H74ZM85 24V23H84ZM94 24H96V23H94ZM211 24V23H210ZM57 25V24H56ZM159 25V24H158ZM62 26V25H61ZM61 26H59V27H61ZM73 26V25H72ZM95 26V25H94ZM112 26H114V24H112L111 25V27ZM182 26V27H183ZM36 27V26H35ZM52 27V26H51ZM58 27V26H57ZM57 27H55V28H57ZM64 27V26H63ZM28 28V27H27ZM62 28V27H61ZM65 28V27H64ZM73 28H75V27H73ZM97 28V27H96ZM113 28H115V26L113 27ZM29 29V28H28ZM60 29V28H59ZM98 29V28H97ZM111 29V31H112V28H110ZM115 29H117V28H115ZM177 29V28H176ZM31 30H33L32 28H31ZM30 30V31H31ZM63 30V29H62ZM114 30V29H113ZM12 31V30H11ZM110 31V32H111ZM115 31V30H114ZM32 32V31H31ZM70 32V31H69ZM109 32V33H110ZM64 32H61L60 30L56 33V34H54L55 35V37H57V39H59V37H61V35L63 34ZM94 33V32H93ZM115 33V32H114ZM171 33V32H170ZM26 34V33H25ZM28 34V33H27ZM32 34V33H31ZM65 34V33H64ZM122 34V33H121ZM126 34V33H125ZM53 35V36H54ZM28 36V35H27ZM83 36H85V35H82V37ZM106 36V35H105ZM111 37L112 36H114V35H110ZM182 36V35H181ZM181 36H179V37H181ZM1 37H3L2 35H1ZM0 37V38H1ZM30 37V36H29ZM70 37V36H69ZM103 37V36H102ZM54 38V37H53ZM81 38V37H80ZM84 38V37H83ZM114 38V37H113ZM183 38V37H182ZM182 38H181V40H182ZM185 38V37H184ZM188 38V37H187ZM55 39V38H54ZM57 39H55V40H57ZM77 39V38H76ZM86 39V38H85ZM84 39V40H85ZM100 39V38H99ZM98 39V40H99ZM179 39V38H178ZM186 39V38H185ZM4 40H5V38H4ZM30 40H31V38H30ZM75 40V39H74ZM95 39H93V41H94ZM94 41V44H93V46H92V50H93V52H91L93 55H95V54H97L98 55V57H99V60H104L105 62H104V64H103V66L100 64V66L101 67H104L103 68V70H100V71H102V73L105 71V70H107V69H111V70H113L116 74H117V76L119 75L121 78H126L129 74L126 72V66H124L125 68H123V65L125 64V63H123V62H121V61H119L120 62V65L118 64V62H117V64H116V60H114V59H116V57L118 56V54H117V52L116 51H114L112 48H110V44H108V42H109V38H105V39H101L100 41ZM190 40V39H189ZM3 41V40H2ZM1 41V42H2ZM27 41V40H26ZM33 41V40H32ZM41 41H39L40 43H41V45H43V41L41 42ZM60 41V40H59ZM62 41V40H61ZM78 41V40H77ZM91 42H93L92 40H90ZM112 41V40H111ZM183 41H185L184 39H183ZM28 42V41H27ZM46 42V41H45ZM45 42H44V44H45ZM48 42V41H47ZM46 42V43H47ZM80 42V41H79ZM115 42V41H114ZM118 42V41H117ZM4 43H6L5 41H4ZM50 43V42H49ZM49 43H47V44H49ZM58 43V42H57ZM63 43V42H62ZM87 43V42H86ZM116 43V42H115ZM133 43V42H132ZM188 43V42H187ZM27 44V43H26ZM50 44H53V41L50 43ZM89 44V43H88ZM29 45V44H28ZM33 45V44H32ZM71 45V44H70ZM81 45V44H80ZM90 45H92V44H90ZM188 46H189V44H187ZM191 45V44H190ZM193 45V44H192ZM8 46V45H7ZM45 46V45H44ZM69 46V45H68ZM0 47H1V50H0V89H1V91H0V93H3L4 95L2 96V98H1V100H2V102H6V103H9L10 105H11V107L10 108H12V109H9V105L7 106L8 107V109L9 110H12V111H14L15 113H17L16 112V105H18V103H17V100L16 99H18L17 97L20 95V97L21 96H25L26 97V102H27V106L30 108V110H31V113H33V115L34 114H38L37 112V110L39 109V106H41L42 108H43V110H42V112H44L45 110H46V113H49V112H55V110H56V108H59L60 106H59V104L61 105V103L59 102V104L55 101V98L57 97L56 95H58L59 94V99H60V97H64L65 98V100H68V105L65 107H63V105L61 106V107H63L62 109H63V111H62V113L60 114V115H63L62 117H64V119H63V121L62 122H60L59 124L57 123V125H60L61 123H62V126L63 125H65L67 128L69 127V129L72 131V132H74V133H81L80 135L82 136V139H79V138H77V137H74L73 138V136H66L67 138H69V139H71L70 137H72L73 139L70 141V146H69V148L72 150V152H70V153H68L67 154V152H66V154L64 153V155L62 154L61 156L63 157L61 160L58 158L57 159V162H55L56 164V169H57V173H54V174H52L51 173V175H50V173L46 176V177H49V185H50V187L52 188V189H57V188H60V190H62L63 192H65V193H67V194H69V195H73V196H75L77 199H79L80 201H81V203L82 204H84V206L86 207V208H88L86 211L87 212H90L91 210L93 211V209H91V210H89V208H92L93 206H94V204L95 203H101V205H102V203H105V207H107L106 206V200L108 199V196L107 195H105V194H103L102 193V188H104V186H106V182L104 181L103 182V177H104V175H105V173L106 172H108V171H110V173H111V171L113 172L112 174H113V178H114V181H115V183L116 184H119L121 181H122V178L123 177H125V173H126V171H127V169H128V167H130V165H132V163L133 162H135L136 161V158H135V151H136V149H134V147H133V144L135 145V144H138V143H141V141L139 142L138 141V143H134V142H130L129 140L127 141V139L129 138V136H130V134L132 133V131H133V129L134 128H131L130 127V125H129V127L132 129H128V130H130L131 132H130V134H129V136H128V133L129 132H127V130H126V128L124 127V125H122V124H117V125H115L114 127H112V128H108V129H105V128H103V130H102V128H100V127H97V126H92L90 129H86V130H83L82 131V127L80 126V122L78 121V119H72V118H70L69 116L71 115V113H72V105L70 104V103H72V101L74 100V99H79V98H77V97H79V95L77 96V93H78V87H81V85L80 84H78V85H80V86H75L76 87V89H75V91H74V89H73V92H75V93H71L70 91H69V89H67V88H69V85H67L68 87H66V88H64V87H62L63 85L62 84H60V83H58V79H60L62 76H63V74L65 75V74H72V73H74V71L73 70H68V68H70V67H68L67 65L68 64H66V61L67 60H69V59H67V60H63V59H61L63 56H61L62 55V53L60 54V55H56V54H54L55 56H56V58L57 59H59V63H57V64H48V63H50V62H48L47 61V58H46V56L45 55H40V54H38V55H35V56H33L34 55V53H36V52H34V53H32L33 55H31L30 54V56H32V57H35V60H36V62H37V64L39 65V66H43V67H45L46 68V71H47V73H48V76L45 78V76L47 75V73L45 74V72L46 71H43L44 70V68H42L43 70H41L42 71V74H43V72H44V79H42L43 78V75H42V77H40V78H38V77H35V78H38V79H35V78H32V77H34V76H32L31 78L29 77V75L27 74V72H26V74L28 75L26 78H23V72H25L20 66H18V62L15 60V59H17L18 57H20V56H18V57H15L14 59H12L11 57H13V56H10V54L7 52V50L4 48V46L1 44L0 45ZM10 47V46H9ZM29 47H30V45H29ZM75 47H76V45H75ZM75 47L73 48V50L75 49ZM83 47V46H82ZM85 47V46H84ZM87 47V46H86ZM85 47V49H87ZM114 47V46H113ZM115 47H116V45H115ZM127 47V46H126ZM126 47H125V50H127L126 49ZM136 47H137V45H136ZM186 46H185V44H183V46H182V48L181 49H183V50H185L186 48H185ZM33 48V47H32ZM36 48V47H35ZM38 48V47H37ZM37 48H36V50H37ZM117 48V47H116ZM118 48H120V47H118ZM193 48V47H192ZM10 49V48H9ZM71 49V48H70ZM77 49H78V47H77ZM82 49V48H81ZM80 49V50H81ZM84 49V50H85ZM122 49V48H121ZM197 49V48H196ZM35 50V51H36ZM76 50V49H75ZM115 50H117V49H115ZM119 50V49H118ZM125 50H123L124 52H126ZM183 50H182V52H183ZM187 50V49H186ZM11 51H12V49H11ZM82 51V50H81ZM87 51V50H86ZM85 51V52H86ZM120 51V50H119ZM190 51H191V47H190ZM189 50H188V52H190ZM200 51V52H201ZM29 52V51H28ZM57 52V51H56ZM73 52V51H72ZM83 53H84V51H82ZM121 52H122V50H121ZM139 52V51H138ZM142 52H144V51H142ZM182 52H181V54H180V59L181 60H183V59H185V57H187V55H189V53H183L182 54ZM187 52V51H186ZM38 53H40V52H38ZM45 53V52H44ZM51 53V52H50ZM58 53V52H57ZM68 53V52H67ZM123 53V52H122ZM197 53V52H196ZM24 54V53H23ZM87 56H89V57H91L89 54V52L87 53H85ZM91 54V55H92ZM119 54H120V52H119ZM144 55H145V52L143 53ZM148 54H149V52H148ZM201 54V53H200ZM25 55V54H24ZM86 55H84L85 56V58H86ZM121 55V54H120ZM139 55H140V52H139ZM147 55V54H146ZM174 55V54H173ZM199 55V54H198ZM26 56V55H25ZM30 56H28V58H30ZM58 56V57H57ZM141 56V55H140ZM148 56V55H147ZM22 57V56H21ZM47 57H48V55H47ZM88 57V58H89ZM92 57H94V56H92ZM121 57H123V55H121ZM146 57V56H145ZM149 57L152 59V57H151V55H149ZM199 57V56H198ZM203 57V56H202ZM206 57V56H205ZM24 58V57H23ZM49 58V57H48ZM70 58V57H69ZM78 58V57H77ZM119 59H121L120 57H118ZM142 58V57H141ZM51 59V58H50ZM55 59V58H54ZM87 59V58H86ZM149 59V58H148ZM151 59H149V62H151L150 60ZM195 59V58H194ZM210 59V58H209ZM20 60H21V58H20ZM49 60V59H48ZM80 60L82 61V62H84L83 61V58L82 57H80ZM92 60H93V58H92ZM91 60V61H92ZM143 60V62H144V59H142ZM142 60L141 61H139L140 63L142 62ZM170 60V59H169ZM201 60V59H200ZM217 60V59H216ZM88 61H89V64H90V60L88 59ZM94 61H96V60H94ZM115 61V62H114ZM215 61V60H214ZM53 62H55L54 60H53ZM57 62V61H56ZM68 62V61H67ZM70 62V61H69ZM68 62V63H69ZM76 62V61H75ZM148 62V61H147ZM148 62V63H149ZM78 63V62H77ZM85 63H86V61H85ZM92 63H93V61H92ZM99 63V62H98ZM97 63V64H98ZM121 63H123L122 64V66H121ZM148 63H143V65L141 66V68H140V72H138V70H137V72L138 73H136L137 75L138 74H140V76H142V77H144L146 80L145 81H143V82H145L146 84H144V86H145V90H144V88H143V91L145 92V91H147L149 88L151 89V87H152V82H154V80L155 79H157V78H159L160 76H161V74H160V72L158 71L159 69H160V66L158 67L159 69H157V70H155V71H153L154 69H152L151 68V63H150V66H149V64ZM200 63V62H199ZM34 64V63H33ZM36 64V66L38 67V68H40L38 65ZM73 64V63H72ZM76 64V63H75ZM74 64V65H75ZM93 64H96V62L95 63H93ZM162 64V66H163V63H161ZM164 64H166V63H164ZM73 65V66H74ZM81 65V64H80ZM79 65V66H80ZM88 65V64H87ZM184 65V64H183ZM193 65V64H192ZM76 66V65H75ZM90 66V65H89ZM91 66H93V65H91ZM96 66V65H95ZM97 66H99V65H97ZM132 66V65H131ZM157 66V65H156ZM261 66V65H260ZM262 66H263V64H262ZM32 67V66H31ZM30 67V68H31ZM101 67H99V68H101ZM128 67V66H127ZM139 67H140V65H139ZM164 67V66H163ZM184 67V66H183ZM24 68V67H23ZM34 68V67H33ZM94 68V67H93ZM129 68V67H128ZM157 68V67H156ZM165 68H167L166 67V65H165ZM188 68V67H187ZM25 69V68H24ZM28 69H29V67H28ZM35 69V68H34ZM34 69H32L31 68V70H33L34 71ZM41 69V68H40ZM63 69H65L64 71H63ZM90 69V68H89ZM131 69H133V67H131ZM263 69V68H262ZM25 70H27V69H25ZM30 70V71H31ZM78 70V69H77ZM91 70H92V68H91ZM96 70H98L97 68H96ZM108 70V71H109ZM129 70V69H128ZM183 70V69H182ZM260 70V69H259ZM73 71V72H72ZM84 71V70H83ZM132 71V70H131ZM262 71V70H261ZM39 72V71H38ZM38 72H37V75H38ZM72 72V73H71ZM97 72H99V71H97ZM97 72H96V74H97ZM136 72V71H135ZM182 72V71H181ZM30 73V72H29ZM39 73H41V72H39ZM85 73H87V72H85ZM92 72L90 71V74H91ZM95 73V72H94ZM111 73H112V71H111ZM114 73V74H115ZM162 73V72H161ZM166 73V72H165ZM263 73V72H262ZM31 74L33 75V73H32V71H31ZM35 74V73H34ZM96 74H94L95 76H98V75H96ZM101 74V73H100ZM113 74V73H112ZM128 74V75H127ZM131 74V73H130ZM184 74V73H183ZM11 75V78L12 77H14L15 79H17L19 82V84H17V83H15V81L13 80V78L12 79H9L8 78V76H10ZM23 75V76H22ZM92 75H93V73H92ZM39 76V75H38ZM70 76V75H69ZM81 76V75H80ZM103 76V75H102ZM132 76V75H131ZM130 76V77H131ZM185 76V75H184ZM8 78V80H11V83L14 81V83L12 84V85H14V87L16 86V84H17V86H16V88H15V90L13 91V89L11 90L9 87H8V82H7V78ZM65 77H67L66 75H65ZM65 77L63 78H61V79H65ZM71 77H73L74 79V81H76L75 83H77V81H79L78 79H76V77H75V73H74V75L72 74V76ZM142 77H140V78H142ZM162 77H163V75H162ZM165 77V76H164ZM68 78V77H67ZM100 78V77H99ZM132 78V77H131ZM223 78V77H222ZM40 79V80H39ZM85 79V78H84ZM107 79H108V77H107ZM138 79V78H137ZM168 79H170V78H168ZM167 79V80H168ZM66 80V79H65ZM67 80H69V79H67ZM66 80V81H67ZM126 81H127V78L125 79ZM143 80V79H142ZM252 80V81H251ZM62 81V80H61ZM250 81V82H249ZM60 82V81H59ZM86 82V81H85ZM169 82V81H168ZM11 83L9 82V86L11 85ZM63 83V82H62ZM65 83V82H64ZM66 83H69L68 81L66 82ZM66 83H65V85H66ZM88 83V82H87ZM87 83H83L82 82V85H84V84H87ZM103 83V82H102ZM159 83V82H158ZM237 83V84H236ZM156 84V83H155ZM231 84V83H230ZM225 85V84H224ZM228 85V84H227ZM70 86H73L72 84H70ZM158 86V85H157ZM264 86V85H263ZM11 87V86H10ZM13 87V86H12ZM74 87V88H75ZM146 87H147V90H146ZM159 87V86H158ZM203 87V86H202ZM225 87V86H224ZM247 86H245V87H243V88H245V89H247V91H249L250 90V88L248 89V88H246ZM160 88V87H159ZM149 89V90H150ZM158 89V88H157ZM230 89V88H229ZM77 90V91H76ZM84 90H85V92H87V91H89V90H86V86H85V88H84ZM149 90L147 91L148 93H149ZM240 90V89H239ZM264 90V89H263ZM152 91V90H151ZM150 91V92H151ZM154 91H156V90H154ZM160 91V90H159ZM161 98H160V100H159V104H158V109L162 112V113H164V118L166 119V120H164V122H166L167 120L169 121V123L171 124V122L173 123V121H171V119H174L175 118V115L178 113V112H180V110H183L185 107H186V103H185V101H183L182 100V98H184V97H180V99H179V90L175 87V86H173L172 84H170V83H167V82H165V81H163L162 82V84H161ZM183 91V90H182ZM230 91V90H229ZM242 91V90H241ZM246 91V90H245ZM247 91L245 92V93H247ZM77 92V93H76ZM84 92V93H85ZM184 92V91H183ZM231 92V91H230ZM136 93V92H135ZM233 93H234V91H233ZM239 93V92H238ZM242 93V92H241ZM244 93V92H243ZM244 93V94H245ZM75 94H76V97H75ZM150 94V93H149ZM152 94V93H151ZM156 94V93H155ZM81 95H83V93H81ZM88 95H90V100L91 101H93L94 103H97L96 101H98L97 100V96L98 95H96L95 96V94L93 95V94H91V92L90 93H88ZM240 95H242V94H240ZM249 95V96H250ZM23 96V97H24ZM84 96H86V95H84ZM155 96V95H154ZM158 96V95H157ZM231 96V95H230ZM242 96H244V97H247L248 96V94L246 95H242ZM25 97H24V99L23 100H25ZM232 97H233V95H232ZM241 97V96H240ZM63 98V99H64ZM80 98H81V96H80ZM150 98H152L151 96H150ZM186 98V97H185ZM243 98V97H242ZM20 99V98H19ZM18 99V100H19ZM84 99V98H83ZM82 99V100H83ZM86 99V98H85ZM99 99V98H98ZM189 99V98H188ZM230 99V98H229ZM0 100V101H1ZM81 99H79V101H80ZM82 100H81V102H82ZM152 100H154V98H152ZM157 100V99H156ZM155 100V101H156ZM241 100V99H240ZM59 101V100H58ZM244 101H245V99H244ZM1 102V103H2ZM75 102V101H74ZM89 102V101H88ZM152 103H153V101H151ZM1 103H0V106L2 107V105H1ZM17 103V104H16ZM21 103H22V101H21ZM24 103H25V101H24ZM78 103V102H77ZM90 104H91V102H89ZM155 103V102H154ZM154 103H153V105H154ZM157 103V102H156ZM236 103V102H235ZM16 104V105H15ZM98 104H99V102H98ZM97 104V105H98ZM149 105H150V102L148 103ZM238 104V103H237ZM5 104H3V106H4ZM6 106V105H5ZM24 106V105H23ZM82 106H84L83 105V103H82ZM241 106V105H240ZM151 107V106H150ZM155 107V106H154ZM22 108V107H21ZM44 108H46L45 110H44ZM245 108L243 109V111L245 110ZM2 109V108H1ZM5 109H7L6 107H5ZM16 109V110H15ZM23 109H25L24 107H23ZM41 109V108H40ZM54 109V110H53ZM82 109V108H81ZM97 109V108H96ZM100 109H101V107H100ZM155 109V108H154ZM59 110V109H58ZM58 110H56V112L58 111ZM115 110V109H114ZM113 110V111H114ZM8 111V110H7ZM11 111V112H12ZM26 111V110H25ZM89 111V110H88ZM95 111V110H94ZM99 111V110H98ZM128 111V110H127ZM242 111V110H241ZM6 112V111H5ZM24 112V111H23ZM41 112V113H42ZM90 112V111H89ZM88 112V113H89ZM96 112H97V110H96ZM105 112V111H104ZM46 113H44V114H46ZM87 113V112H86ZM91 113V112H90ZM97 113H99V112H97ZM108 113V112H107ZM259 113V114H260ZM0 114H1V116H0V123H4L3 122V117L4 116H6V114L2 117V112H0ZM10 114V113H9ZM13 114V113H12ZM21 113L19 112V115H20ZM28 114V113H27ZM59 114V113H58ZM76 114H78V115H80L79 113H76ZM122 114V113H121ZM188 114V113H187ZM15 115H17V114H15ZM23 116H22V119H23V117L25 116V113L24 114H22ZM32 115V116H33ZM39 115H41V114H39ZM82 115V114H81ZM80 115V116H81ZM107 115V114H106ZM131 115V114H130ZM254 115V116H253ZM7 116H8V113H7ZM7 116H6V118H7ZM14 116V115H13ZM47 116V115H46ZM46 116H44L45 118H43L45 121H47V119L49 118V117H47L46 118ZM53 116V115H52ZM57 116V115H56ZM59 116V115H58ZM72 116V115H71ZM79 116V117H80ZM84 116V115H83ZM87 116V115H86ZM93 116V115H92ZM116 116V115H115ZM263 117H264V115H262ZM15 117V116H14ZM17 117V116H16ZM21 117V116H20ZM26 117V116H25ZM41 117H43V116H41ZM61 117V116H60ZM73 117V116H72ZM78 117V118H79ZM94 117V116H93ZM130 117H132V116H130ZM192 117V116H191ZM28 118H30L29 116H28ZM51 119H52V117H50ZM56 118V117H55ZM76 118V117H75ZM89 118V117H88ZM95 118H97V117H95ZM105 118V117H104ZM109 118V117H108ZM189 118V117H188ZM14 119V118H13ZM20 119V118H19ZM81 119V118H80ZM94 119V118H93ZM100 119V118H99ZM144 119V118H143ZM190 119V118H189ZM4 120H5V117H4ZM8 120H10V119H6V121L8 122ZM21 120V119H20ZM27 120V119H26ZM30 120H32V118L30 119ZM40 120V119H39ZM53 120H55L54 118H53ZM57 120V119H56ZM97 120H98V118H97ZM125 120H126V118H125ZM139 120V119H138ZM194 120V119H193ZM259 120V119H258ZM257 120V121H258ZM15 121H16V119H15ZM14 121V122H15ZM38 121V120H37ZM41 121H43V120H41ZM40 121V122H41ZM60 121V120H59ZM86 121V120H85ZM95 121V120H94ZM102 121V120H101ZM206 121V120H205ZM234 121V120H233ZM20 122V121H19ZM52 122V121H51ZM58 122V121H57ZM121 122V121H120ZM123 122V121H122ZM139 122V121H138ZM176 123H182L183 122V119H176V121H175ZM11 123V122H10ZM16 123V122H15ZM49 123V122H48ZM53 123H54V121H53ZM56 123V122H55ZM84 123V122H83ZM103 123V122H102ZM168 123V122H167ZM6 124V123H5ZM22 124V123H21ZM45 124V123H44ZM134 124H135V122H134ZM134 124H133V126H134ZM169 124V126H171V127H173V125H170ZM184 124V123H183ZM235 124H236V121H235ZM255 124V125H254ZM7 125V124H6ZM38 125H40V124H38ZM99 125V124H98ZM147 125H149V124H147ZM185 125H186V122H185ZM218 125V124H217ZM227 125V124H226ZM1 126V125H0ZM7 126H9V125H7ZM34 126V125H33ZM35 126H37V124H35ZM42 126V125H41ZM53 126V125H52ZM61 126V125H60ZM189 126V125H188ZM219 126H221L220 124H219ZM224 126V125H223ZM2 127V126H1ZM0 127V128H1ZM4 127V126H3ZM17 128H20L21 127V125H20V127H18V126H16ZM16 127H14L15 129H16ZM23 127V126H22ZM22 127H21V129H22ZM86 127H87V125H86ZM135 127V126H134ZM140 127V126H139ZM152 127V126H151ZM192 127V126H191ZM225 127V126H224ZM223 127V128H224ZM5 129H7V127H4ZM11 128V127H10ZM13 128V129H14ZM60 128V127H59ZM59 128L57 127V129H55V130H57V135H59L60 136V138L62 137L63 138V135H61V131H59ZM170 128V127H169ZM190 128V127H189ZM25 129V128H24ZM29 129V128H28ZM31 129V128H30ZM33 129V128H32ZM38 129H40V128H38ZM37 129V132L38 131H40V130H38ZM48 129V128H47ZM54 129L52 128V131H49L48 132V135L50 136V135H54V134H56L55 133V131H54ZM62 129V128H61ZM171 129V128H170ZM172 129H174V127L172 128ZM171 129V130H172ZM187 129V128H186ZM192 129V128H191ZM4 130V129H3ZM2 129H0V137H3L4 136V131H6V130H4L3 131ZM25 130H27V129H25ZM34 130V129H33ZM31 131V132H34L35 133V131ZM135 130V129H134ZM178 130V129H177ZM193 130V129H192ZM195 130V129H194ZM219 130V129H218ZM11 131H13V130H11ZM10 131V132H11ZM15 131V130H14ZM23 131V130H22ZM43 131V130H42ZM41 131V132H42ZM63 131V130H62ZM139 131V130H138ZM173 131V130H172ZM247 133H246V132ZM262 132L264 131V130H261ZM261 131H260V133H261ZM18 133V135H19V133H20V131H17ZM31 132H29L28 134H27V136H24V134H22L24 137H26L25 139H24V141H22V144L20 145V147L17 145V141H20V140H18L17 139V141L15 140L16 138L15 137H9V139L7 138L8 137V135H7V139H8V142H6L7 143V145H8V148H10V149H12V151L11 152H13V149L14 148H16V146H18L19 147V149H18V155L21 153V155H27V153H28V151H29V148H31L32 147V149H34V153H31V154H33V156L32 155H29V157L30 156H32V157H34V156H36L37 154V149H39L40 148V143L36 140V141H34V136H38V135H33V133H31ZM58 132H60L59 134H58ZM67 132H68V130H67ZM136 132H137V130H136ZM135 132V133H136ZM170 132V131H169ZM183 131H181V133H182ZM186 132V131H185ZM189 132V131H188ZM6 133V132H5ZM12 133V132H11ZM26 133H27V131H25V135H26ZM40 133V132H39ZM62 133H64V131L62 132ZM171 133H173V132H171ZM181 133L179 132V134L181 135ZM245 133V134H244ZM264 133V132H263ZM9 134V133H8ZM14 134H16V131H15V133H13L12 135H14ZM17 134L15 135V136H17ZM21 134V133H20ZM37 134V133H36ZM65 134V133H64ZM178 134V135H179ZM21 135V136H22ZM41 135V134H40ZM56 135V136H57ZM73 135V134H72ZM126 135H127V137H126ZM133 135V134H132ZM137 135V134H136ZM173 135V134H172ZM263 135V134H262ZM11 136V135H10ZM44 135H42L41 137H43ZM55 136V137H56ZM80 136V137H81ZM171 136V135H170ZM214 136V137H215ZM250 136V137H249ZM259 136V135H258ZM20 137V136H19ZM23 137V138H24ZM55 137H53L54 139H55ZM58 137V136H57ZM78 137H79V135H78ZM172 137V136H171ZM50 138V137H49ZM60 138H58V140H60L61 141V139ZM131 138V137H130ZM1 139V138H0ZM46 139H48L47 137H46ZM65 139V138H64ZM69 139H68V141H69ZM94 140L95 142H96V145L98 146V148L100 149L99 151L97 150V147H93V146H90L89 144H88V140ZM216 139V138H215ZM220 139V140H221ZM254 139V138H253ZM253 139H252V141H253ZM258 139V138H257ZM132 140V139H131ZM30 142V144H31V147H29V148H27V146L29 145L30 146V144H29V142ZM47 141V140H46ZM49 141V140H48ZM65 141V140H64ZM148 141V140H147ZM182 141H184V140H182ZM223 141H222V143H223ZM226 141V142H225ZM246 141H244L243 143H245ZM21 142V141H20ZM41 142V141H40ZM219 142H221V141H219ZM254 142H255V139H254ZM44 143H45V139H44ZM151 143H152V141H151ZM16 144V145H15ZM19 144V143H18ZM49 144V143H48ZM229 144V143H228ZM58 145V144H57ZM64 145V144H63ZM140 145V144H139ZM146 145V144H145ZM186 147H187V145L186 144H184ZM183 144L181 145V143H179V145L177 146V149L178 150H180L182 147L181 146H184ZM222 144L220 143V146H221ZM46 146V145H45ZM55 146V145H54ZM59 146L61 147V145L59 144ZM138 146V145H137ZM137 146L135 147V148H137ZM141 146V145H140ZM190 146V145H189ZM193 147H194V145H192ZM228 146H230V145H228ZM65 147V146H64ZM186 147H185V149H186ZM192 147V148H193ZM222 147V146H221ZM221 147H220V149H221ZM224 147H227V146H224ZM224 147H222V149H224ZM231 147V146H230ZM235 147H236V145H235ZM238 147V146H237ZM236 147V148H237ZM45 148V147H44ZM56 148V147H55ZM68 148V147H67ZM144 149H145V147H143ZM142 148V149H143ZM155 148V147H154ZM180 148V149H179ZM196 148V147H195ZM209 148V147H208ZM232 148V147H231ZM230 148V149H231ZM69 149V150H70ZM143 149V150H144ZM184 149V150H185ZM198 149V148H197ZM201 149V148H200ZM199 149V150H200ZM219 149V150H220ZM7 149L5 148L4 149V151H6ZM9 150V149H8ZM15 150V149H14ZM17 150V149H16ZM42 150V149H41ZM45 150H46V148H45ZM61 150H62V148H61ZM68 150V149H67ZM66 150V151H67ZM138 150V149H137ZM146 150H148V149H145V152H148V151H146ZM150 150V149H149ZM178 150H177V152H178ZM188 150V149H187ZM189 150H191V148L189 149ZM192 150H194V149H192ZM234 150V149H233ZM39 151V150H38ZM51 151H53V150H51ZM163 151V150H162ZM180 151H182V153H183V148H182V150H180ZM179 151V152H180ZM221 151V150H220ZM222 151H224V150H222ZM225 151L227 152V148L225 149ZM229 151H231V150H229ZM1 152V151H0ZM40 152V151H39ZM151 152V151H150ZM164 152V151H163ZM162 152V153H163ZM192 152V151H191ZM191 152H187V153H190V155L192 154ZM194 152H195V150H194ZM200 152V151H199ZM233 152H235V151H233ZM5 153H7V151L5 152ZM4 153V154H5ZM139 153V152H138ZM159 153V152H158ZM160 153H161V151H160ZM159 153V154H160ZM198 153V152H197ZM211 153V152H210ZM231 153V152H230ZM8 154V153H7ZM9 154H11V153H9ZM12 154H14V153H12ZM34 154H36V155H34ZM39 154V153H38ZM140 154V153H139ZM149 154V153H148ZM147 154V155H148ZM158 154V156H161V155H159ZM178 154V153H177ZM184 154V156L182 157V155H181V160L185 157V156H189L188 154L187 155H185L186 153L184 152L183 153ZM195 154H196V152H195ZM221 154V153H220ZM17 155V154H16ZM17 155V156H18ZM141 155V154H140ZM139 155V156H140ZM151 155H153V153L152 154H149L148 155V157L150 158V160L151 161H153V159H154V157H152ZM176 155V154H175ZM179 156H180V154H178ZM199 155V154H198ZM23 156V157H24ZM39 156H40V154H39ZM39 156H37V158H38V161H39V167H40V169H39V171H37L36 172V174H31V175H29L28 173H23L22 172V174H20L18 177H17V181H18V185H17V188H16V186H15V188L16 189H18V190H20V191H28V192H31V193H33V192H36V189H35V181H41V177H40V175H42V168H44V167H46L45 166V161L47 160H44L43 159V157H39ZM52 156V155H51ZM151 156V157H150ZM155 156V155H154ZM193 156V155H192ZM204 156V155H203ZM4 157H6V155L4 156ZM32 157H31V159H32ZM53 157V156H52ZM145 157V156H144ZM161 157H163V156H161ZM174 157V156H173ZM187 157H185L186 159H187ZM196 157H198L199 159H201V157H199V156H196ZM207 157V156H206ZM1 158V157H0ZM8 157H6V159H7ZM61 158V157H60ZM138 158V157H137ZM147 158V157H146ZM158 158H160V157H157V159H156V156H155V160H159ZM184 158V159H185ZM197 158V159H198ZM26 159V158H25ZM29 159V158H28ZM91 159H99L100 161H101V164H97L96 165V169H95V172L93 173V174H88L86 177H85V179H83V181H80V179H78V177L80 176V174H81V172L84 174L86 171H87V169L88 168H86V167H84V163H87V161L88 160H91ZM143 159V158H142ZM142 159L140 158V160L142 161ZM145 159V158H144ZM163 159H165V157H163ZM175 159H177V158H175ZM179 159V158H178ZM185 159V160H186ZM188 161H186L189 165H192V164H194V163H192V164H190V158L188 157ZM3 160H5L4 158H3ZM8 160V159H7ZM146 160V162L147 161H150V160H147V159H145ZM145 160L143 161V162H145ZM184 160V161H185ZM194 159L192 158V160H191V162L193 161ZM6 161V160H5ZM37 161V162H38ZM52 161H53V159H52ZM60 161H64V163L62 162H60ZM98 161V160H97ZM96 161V162H97ZM183 161V160H182ZM197 161H199V160H197ZM201 161V160H200ZM204 161V160H203ZM95 162V161H94ZM95 162V163H96ZM146 162H145V164H146ZM195 162H196V159H195ZM207 162V161H206ZM31 163V162H30ZM34 163V162H33ZM140 163H142V162H140ZM148 163V162H147ZM156 163V162H155ZM158 163V162H157ZM177 163V162H176ZM184 163V162H183ZM183 163L180 165V167H182V165H183ZM6 164V163H5ZM118 164H121V167H119L120 169H116L115 167L118 165ZM137 164V163H136ZM184 164H186V163H184ZM188 164H187V167H188ZM200 164V163H199ZM205 164V163H204ZM28 166H29V162H28V164H27ZM148 165V164H147ZM154 165V164H153ZM198 165V164H197ZM91 166H92V164H91ZM115 166V167H114ZM143 166H144V164H143ZM175 166V165H174ZM177 167H178V165H176ZM175 166V167H176ZM186 166V165H185ZM185 166H183V169H184V167ZM196 166V165H195ZM113 167H114V169H116V171H114V169H113ZM176 167V168H177ZM178 168V169H181V168ZM191 168H192V166H190ZM200 167V166H199ZM3 168H5V169H7L6 167H3ZM21 168V167H20ZM33 168V167H32ZM50 168V167H49ZM196 168H197V166H196ZM22 169V168H21ZM145 169V168H144ZM186 170L184 171V173H186V175L187 176H189V175H192V174H190L189 172L190 171H192V169H187V168H185ZM10 170H12V169H10ZM135 170H137V169H135ZM162 170V169H161ZM182 170V169H181ZM194 170H195V168H194ZM30 171V170H29ZM172 171V173H174V171H173V169L171 170ZM183 171V170H182ZM189 171V172H188ZM7 172H9V171H7ZM12 172V171H11ZM24 172H26L25 170H24ZM52 172V171H51ZM131 172V171H130ZM178 172H180V171H178ZM5 173H6V170H5ZM21 173V172H20ZM183 173V172H182ZM189 175H188V174ZM196 173V172H195ZM10 174V173H9ZM45 174V173H44ZM112 174H111V176H112ZM152 174V173H151ZM155 174V173H154ZM153 174V175H154ZM177 175H179V174H181V173H176ZM1 175H4V171L2 170V168L0 167V177H1ZM64 175H72L73 176V178L74 179H70V180H68V182H66V183H63V184H56V182L54 181V179H55V177H60V176H62V177H64ZM129 175V174H128ZM130 175H133V172H132V174L130 173ZM135 175V174H134ZM138 175V174H137ZM141 175V174H140ZM143 175H145V173H143ZM143 175H141V176H143ZM173 175H175V174H173ZM177 175L175 176V178H177ZM197 175V174H196ZM8 176V175H7ZM91 176H93V178H96V179H99L101 182H103V183H100L99 185L97 184V187L96 186H94V188L93 187H91V184H92V180L90 179V177ZM180 176V175H179ZM181 176H182V174H181ZM184 176V175H183ZM195 175H193L192 177H194ZM199 176V175H198ZM46 177H44L43 179L44 180H46L47 178ZM151 177V176H150ZM196 177V176H195ZM130 178H131V176H130ZM139 178V177H138ZM155 178V177H154ZM173 178V177H172ZM188 178V177H187ZM187 178H186V180H187ZM109 179V178H108ZM125 179V178H124ZM127 179V178H126ZM182 179V178H181ZM189 179V178H188ZM205 179V178H204ZM157 180V179H156ZM191 180V179H190ZM193 180V179H192ZM191 180V181H192ZM201 180V179H200ZM67 181V180H66ZM111 181V180H110ZM130 181V180H129ZM184 180H182V183H184L183 182ZM189 181V180H188ZM188 181H187V183H188ZM195 181H196V183H197V177H196V179H195ZM226 181V180H225ZM65 182V181H64ZM125 182H126V180H125ZM135 182V181H134ZM133 182V183H134ZM150 182H152V181H150ZM193 182H194V180H193ZM193 182H192V184H193ZM207 182V181H206ZM8 183V182H7ZM6 182H4L3 181V179H1L0 178V204H1V206L4 204V202L7 200V198H8V196H13V197H16V195H18L17 193H18V191H16V189H14V187H13V185L12 186H10V184L8 185ZM10 183V182H9ZM40 183H42V182H40ZM61 183V182H60ZM129 183V182H128ZM142 183V182H141ZM45 184V183H44ZM165 184V183H164ZM186 183H184V185H185ZM189 184V183H188ZM205 184V183H204ZM15 185V184H14ZM36 185H38V184H36ZM46 185V184H45ZM133 185V184H132ZM132 185H131V187H132ZM137 185V184H136ZM141 185V187H143V185L142 184H140ZM166 185V184H165ZM190 185V184H189ZM196 185V184H195ZM198 185V184H197ZM207 185V184H206ZM138 186H139V184H138ZM188 186V185H187ZM192 186V185H191ZM200 186H201V183H200ZM39 187V186H38ZM37 187V188H38ZM126 187V186H125ZM140 187V188H141ZM145 187V186H144ZM182 187H183V185H182ZM188 187H190V186H188ZM188 187L186 188V189H188ZM194 187V186H193ZM196 187V186H195ZM194 187V189H196ZM214 187V186H213ZM133 189H135L134 187H132ZM184 188V187H183ZM191 188V187H190ZM76 189V190H75ZM101 189V190H100ZM115 189V188H114ZM159 189V188H158ZM185 189V188H184ZM186 189H185V191H186ZM42 190V189H41ZM135 190H138V189H135ZM143 190V189H142ZM162 189H160V191H161ZM193 190V189H192ZM107 191V190H106ZM118 191H120V192H122L123 191V193H121V195H125V193H124V191L125 190H123L122 189V191L121 190H117L116 191V194L117 193H119ZM139 191V190H138ZM183 191V190H182ZM198 191V190H197ZM38 192V191H37ZM156 192V191H155ZM204 192V191H203ZM111 193V192H110ZM115 193V192H114ZM140 193V192H139ZM163 193V192H162ZM189 194H191L190 193V191L188 192ZM195 193V192H194ZM45 194V193H44ZM164 194V193H163ZM162 194V195H163ZM185 195L187 194L186 192L184 193ZM188 194V195H189ZM209 194V193H208ZM36 195H37V193H36ZM42 195V194H41ZM110 195V194H109ZM112 195H114L113 196V198L114 199H116V197H115V194H112ZM196 195V194H195ZM201 195V194H200ZM187 196V195H186ZM190 196V195H189ZM202 196V195H201ZM38 197V196H37ZM111 197V196H110ZM119 197H121L120 196V194H119V196L117 197V199L119 198ZM182 197H184L183 199L185 200V196H183L182 195ZM191 197V196H190ZM190 197H188L187 199L189 200V198ZM67 198V197H66ZM69 198V197H68ZM67 198V199H68ZM73 198V197H72ZM76 198H75V200H76ZM122 198H124V197H121V199L120 200H122ZM157 198V197H156ZM193 198V197H192ZM14 199H18V198H14ZM66 199V200H67ZM70 199V198H69ZM111 199V198H110ZM158 199H159V197H158ZM191 199V198H190ZM194 199V198H193ZM192 199V200H193ZM46 200V199H45ZM62 200H64V199H62ZM178 200V199H177ZM177 200H176V202H177ZM208 200V199H207ZM35 201V200H34ZM34 201H32V199L31 200H27L26 201V203H22L21 201H15L16 202V204H17V208L19 209V211H18V209H17V211L18 212H20L19 213V215H20V220L23 222V223H25V224H30L31 226H33L34 227V231H33V235H34V238L36 239V246H37V248L41 251V252H47V246L46 245H51L52 246V248H54V249H56V251L58 252V251H60L61 249H64V247H68V249H70L71 251L70 252H72V258H57V260H56V264H74L75 262H77V261H81V263L83 262V261H85L83 258L86 256V247H85V245L84 244H79V243H77L78 241H80L79 239H78V234L77 233H79V231L77 230V229H79L78 227L77 228H75L76 227V225H75V227H74V223H75V221H73L74 223H72L71 221H69V220H64V219H61L60 218V228H58V227H56V228H58V229H55L54 227H51L50 225H49V222L50 221H52L53 219H52V217L53 216H51V212H48V208H47V203H44V204H41V206L40 205H37L36 204V201L34 202ZM59 201V200H58ZM69 201V200H68ZM111 201H112V199H111ZM116 200H114V202H115ZM180 201V200H179ZM182 201V200H181ZM194 201H195V199H194ZM196 201H197V199H196ZM46 202V201H45ZM61 202H63V201H61ZM70 202V201H69ZM71 202H72V200H71ZM76 202H79V201H74V203L75 204H77ZM108 202L110 203V201L108 200ZM144 201L142 200V202L141 203H143ZM146 202V201H145ZM188 202H190V201H188ZM40 203H41V201H40ZM58 203V202H57ZM64 203H65V201H64ZM64 203H61V206H66V205H62V204H64ZM112 203V202H111ZM116 203H117V201H116ZM185 203V202H184ZM184 203H182L183 205H184ZM187 203V202H186ZM46 204V205H45ZM59 204L60 203H58V206H59ZM67 204V203H66ZM69 204H71V203H69ZM75 204H72V205H74V206H76ZM112 204H115V203H112ZM111 204V205H112ZM119 203H117V204H115V206H117ZM146 204H148V202L146 203ZM188 204V203H187ZM192 204V203H191ZM109 205V204H108ZM193 205V204H192ZM200 205V204H199ZM56 206V205H55ZM68 207H69V205H67ZM66 206V207H67ZM74 206H72L71 208L73 209V207ZM96 206V205H95ZM103 206V205H102ZM185 206V205H184ZM187 206H189V205H187ZM213 206V205H212ZM49 207V206H48ZM57 207V206H56ZM66 207L65 208H63V209H66ZM79 207H80V205H79ZM79 207H75V208H78V209H80ZM101 207V206H100ZM105 207H101L100 208V211H99V213H101L100 215L102 216V217H100V218H104V221H106V224H107V220H105V219H110L111 221L113 220L112 219V217H113V212H114V210H113V208H114V206H113V208H112V210H110V209H108V211H107V209L105 208ZM109 207H112V206H109ZM199 207V206H198ZM85 208V209H86ZM189 208V207H188ZM194 208L196 209L197 208V206H194ZM200 208V207H199ZM48 209V210H47ZM57 210H58V208H56ZM78 209H75V211L76 210H78ZM84 209V210H85ZM206 209V208H205ZM5 210V209H4ZM16 210V209H15ZM68 210H69V208H68ZM67 210V211H68ZM74 210V209H73ZM72 210V211H73ZM89 210V211H88ZM185 210V209H184ZM204 210V209H203ZM65 211V210H64ZM91 211V212H92ZM116 211V210H115ZM118 211V210H117ZM116 211V212H117ZM93 212H96V210L94 209V211ZM92 212V213H93ZM9 213L10 212H7V215H9ZM12 213V212H11ZM64 213V212H63ZM72 213V212H71ZM76 213V212H75ZM84 212H83V210L81 209L80 210V212L79 211H77V214L79 215L78 216V218H77V220H78V222H82V223H84V224H86L85 223V221L89 218V216H87V217H85L84 216V214H83ZM177 213V212H176ZM193 213L194 214H192V216L190 215V217H185V216H183L182 214L180 215H178V216H176L175 218L173 217V218H171V221L172 222H174L173 224H175V225H173L172 224V222L171 221H167V222H164L163 224H162V226L160 227V228H157V229H159V231L158 232H155V231H152L151 229V231L150 230H148L149 228L147 227V226H143V225H138V226H132V225H127V223H125L124 222V220H121V219H123L122 217H120V218H116L117 219V222H119V223H121V224H124V226H125V229H124V227H123V229H122V227L121 228H116V229H122V231H120V230H118L117 232H115L116 231V229H114V228H112L114 231L113 232H115V234L113 233V234H111L112 236H113V238L114 239H121V238H125V236H127V235H131V246H130V248L128 249V250H124V249H121V245L120 244H118L117 242L119 241H117L116 242V240H115V242H116V245H114V249H121V252L122 253H120V251H118L119 252V254L121 255L122 254V257L124 258V259H126V261L129 263V264H167V262H168V260H170L171 258H174V259H176V261H178L179 260V257H180V253H181V251H182V245H183V243L186 241V238L188 237V234L190 233V232H192V230H194V229H196V228H198L199 226H200V224H201V222L202 221H205V219L207 218V216H205V219H201V215H199L200 213L202 214V213H204V215H206L205 213H206V211H202V209H196L195 211H193ZM67 214V213H66ZM94 214V213H93ZM198 214V216H195V215H197ZM62 215V214H61ZM69 215V214H68ZM74 215V214H73ZM88 215H89V213H88ZM98 215V214H97ZM117 215V214H116ZM72 216V215H71ZM94 216V217H93ZM92 217L93 218H95V214L93 215ZM195 216V217H194ZM209 216V215H208ZM74 217H75V215H74ZM18 218V219H19ZM97 218H98V216H97ZM96 218V219H97ZM100 218H98V219H100ZM114 218V217H113ZM209 218V217H208ZM8 218H6V220H5V222L7 223L8 222V220H7ZM91 219V218H90ZM89 219V220H90ZM74 220V219H73ZM92 220V219H91ZM95 220V219H94ZM167 220V219H166ZM165 220V221H166ZM21 221H20V223H21ZM93 221V220H92ZM96 221V220H95ZM100 221H101V219H100ZM115 221V219L112 221V222H114ZM115 223V222H114ZM25 224H24V226H25ZM105 224V225H106ZM113 224V223H112ZM116 224V223H115ZM126 224V225H125ZM171 224L173 225V226H171ZM21 225V224H20ZM87 225V224H86ZM89 225V224H88ZM92 225H93V223H92ZM96 224H94L93 226H95ZM99 225V224H98ZM97 225V226H98ZM108 225H110L111 226V224H108ZM107 225V226H108ZM134 225V224H133ZM160 225V224H159ZM23 226V227H24ZM27 226V225H26ZM110 226L108 227V229L109 230H111L110 229ZM117 226V225H116ZM100 227V226H99ZM106 227V226H105ZM112 227H114L113 225H112ZM117 227H119V226H117ZM192 227V228H191ZM30 228V227H29ZM107 228V227H106ZM32 229V228H31ZM84 230H86L85 228H84ZM105 230V229H104ZM78 231V232H77ZM86 231H88V230H86ZM86 231H83V232H86ZM148 231H150V232H152V235L151 234H148ZM94 232V231H93ZM103 232V231H102ZM90 233V232H89ZM108 233V232H107ZM3 234V233H2ZM1 233H0V244H1V246H2V249H3V252L1 253V256H0V261H1V263L2 264H26V261H25V259L22 257V256H18L16 253H14L13 251H11L10 250V248H9V245H8V243L6 242V238H4L3 237V235H2ZM84 234V233H83ZM94 234V233H93ZM100 234V233H99ZM108 234H110V232L108 233ZM107 234V236L108 237H112V236H109ZM147 234H148V237H147ZM80 235H82L81 234V232H80ZM87 235H88V233H86V237H87ZM101 235V234H100ZM150 235V236H149ZM85 236V235H84ZM83 236V237H84ZM89 236V235H88ZM90 236H92L93 238H94V236L91 234ZM96 236V235H95ZM98 236V235H97ZM85 237V238H86ZM103 237V236H102ZM101 237V238H102ZM106 237V236H105ZM82 238V237H81ZM95 238H97V237H95ZM94 238V239H95ZM107 238V237H106ZM145 238H146V240H145ZM87 240L85 241V240H83V241H85V242H87V245H89L90 247L91 246H93V248H95L96 246H94V244H92L93 242L90 240V238H86ZM93 239V240H94ZM114 239H112L111 238V240H114ZM110 240V239H109ZM108 240V241H109ZM110 240V241H111ZM95 241V240H94ZM97 241H98V243L99 242H101V241H99L98 240V238H97V240H96V242L95 243H97ZM119 242H121V241H119ZM113 243V242H112ZM122 243V242H121ZM100 244V243H99ZM103 244H105L106 245V243H105V241H104V243ZM123 244V243H122ZM46 246V247H45ZM89 246H87V247H89ZM99 246V245H98ZM102 246V245H101ZM100 246V247H101ZM124 246V245H123ZM100 247L98 248V247H96L97 249H100ZM116 247V248H115ZM48 248H49V246H48ZM88 249V248H87ZM92 249V248H91ZM96 249V250H97ZM64 251V250H63ZM69 251V250H68ZM97 251H99V250H97ZM101 251V250H100ZM102 252V251H101ZM103 252H104V250H103ZM65 253V252H64ZM68 253L69 252H67V254L66 255H68ZM95 253V252H94ZM93 252H91V256L92 255H95ZM99 253V252H98ZM97 253V254H98ZM112 253V252H111ZM70 254V253H69ZM109 254V253H108ZM115 254V253H114ZM65 255V256H66ZM100 255V254H99ZM97 256V255H95V256H93V258H92V261H93V263L94 264H105L106 262H105V258L103 257V258H99V257H102V256ZM96 256L98 257V259L96 258ZM88 257V256H87ZM90 257V256H89ZM106 257H107V254H106ZM81 259H83V260H81ZM90 260H91V258H89ZM88 258H87V261L89 260ZM90 260H89V262H90ZM87 261H85V262H83L82 264H89V262H87ZM79 263V262H78ZM93 263H91V264H93ZM76 264V263H75ZM174 264V263H173Z\"/></svg>", "mask_w": 264, "mask_h": 264}]
</instances>
